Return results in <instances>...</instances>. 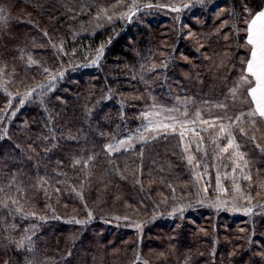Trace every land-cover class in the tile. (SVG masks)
I'll list each match as a JSON object with an SVG mask.
<instances>
[{"label":"trees","instance_id":"obj_1","mask_svg":"<svg viewBox=\"0 0 264 264\" xmlns=\"http://www.w3.org/2000/svg\"><path fill=\"white\" fill-rule=\"evenodd\" d=\"M72 3L0 0V264H264L258 116L240 124L246 136L235 127L250 179L221 196L187 188L193 171L177 135L107 150L139 128L147 104L179 108L186 96L202 98L197 85L235 106L233 117L255 108L245 91L230 99L220 89L241 78L248 58L238 10L255 14L264 0H220L216 13L182 15L204 29L203 62L175 16L156 11L77 35L87 16ZM182 51L194 62L179 60ZM15 70L25 77L19 88Z\"/></svg>","mask_w":264,"mask_h":264},{"label":"rangeland","instance_id":"obj_2","mask_svg":"<svg viewBox=\"0 0 264 264\" xmlns=\"http://www.w3.org/2000/svg\"><path fill=\"white\" fill-rule=\"evenodd\" d=\"M114 2H110L109 0H73V5L75 10L79 11L78 18L80 15H86L87 19L80 18L79 24L76 25L74 28V32L76 31L77 35H83L86 34L87 31H92L93 33H96L102 29H105L111 25H113L116 22H120L123 24H127L130 22L134 23H140L142 20V17L149 16L152 12L158 11L162 14H167L170 17H173L174 21L179 24V20L181 19L182 15L188 13V12H196L199 10H212L214 13L217 12V10H220L219 2L220 0H113ZM233 1V0H232ZM116 2V3H115ZM262 1H260L261 3ZM87 3L89 5H87ZM148 5H151L149 7ZM173 8H178L179 11H173ZM238 10V9H235ZM253 9L247 8H241V10H238V18L240 20L247 19L248 16L252 13ZM195 22L199 24V18L195 17L193 18ZM182 28H181V34L182 39H184V43H189L191 47L193 45L196 47L197 50L201 52L200 56L198 57V60L200 59V62L207 60V55L202 52V46L200 45L203 37L199 36L200 32H202L204 29L201 28V30L193 31L191 28L184 23V20L181 19ZM90 24V25H89ZM202 25H199L196 29H199ZM235 31L237 33L238 31V24L235 25ZM242 32H244V28H242ZM183 44V41H182ZM241 48L244 51H248V49L243 45ZM61 49L63 47L61 46ZM179 60H184L187 63L194 62V58L196 55H192L190 52L182 51L177 54ZM87 58V57H86ZM100 58V57H98ZM148 59H152V55L149 54ZM244 57H241V66L242 61H244ZM39 60L42 59L39 56ZM74 62L78 61L74 57ZM76 60V61H75ZM211 60V59H210ZM44 61V60H42ZM46 63V61H44ZM39 69V76H36L42 83L47 80V76H43L45 71H41ZM28 72V70H26ZM41 71V72H40ZM62 71V69H61ZM60 71V72H61ZM187 72V71H183ZM187 74V73H184ZM14 76H17V81L20 80V83L17 85L18 88L22 85V80L24 77L23 72L15 70L13 72ZM245 86L240 85V79L237 78H231L229 77L228 82L220 89V92L223 90H226L228 93V96L231 97L230 99H233L232 95V89H237L236 97L243 96L242 93L245 91ZM185 88L189 89L188 86ZM206 88L199 87L197 85L196 92L199 93L197 95V98L201 96L202 98L195 101L190 98V96H186L183 98V100L180 102L181 106L179 108H172V107H166V106H157L159 104L150 103L147 104L142 111V117L146 113H151V115L148 116V119L143 120L141 124L139 125V128L132 131L128 135L124 136L123 138H120L119 140L114 141L112 144V149L109 150L107 147L108 153L110 154H116L120 153L122 151H128L132 148L142 145L148 141H153L161 136H169L171 134L177 135V141L179 142L183 154L185 156V161L188 163V156L191 155L194 157L192 164L189 165L192 167V180L187 183L189 187L196 188L199 191L202 192V190H206L207 188H210L211 190H215L219 196L222 194H229L230 191L239 188L237 183H242L243 179L245 180V177H249V173L247 171L248 167V160L246 159V155L242 152V150L238 149L239 152H242L244 154V159L240 160L238 156L231 155L233 152L232 149H229L228 153H223L220 151V147H222L225 143L224 140H217V136L219 134L218 126L216 128L209 127V125L201 124L199 121H197L195 124L190 125L191 128L196 129L197 132H200V136H195L191 132H188L183 141H181L180 136L178 133L181 131V129L178 127L177 132L174 134L169 129L167 131H160V132H147L144 131V127L148 125L149 120L152 121H164L165 123H171V121H168L165 119V117L169 115L176 116L180 120H195L196 116L195 113L199 111L201 113V117L205 120H208L210 123L216 119V117H224V116H231L232 110H234L235 106H230V103L227 104V101L225 100V103L222 104L220 98L218 96V91L215 89H210L211 93H206ZM209 91V90H208ZM210 92V91H209ZM214 99V101L212 100ZM217 100V101H216ZM229 101V99H228ZM151 102V101H150ZM219 105H224L223 108L218 107ZM241 105V104H240ZM169 109H177V111L169 112ZM254 109V108H253ZM251 109V110H253ZM250 111V110H249ZM187 112V116H184L183 113ZM239 112L235 116H242L241 121L236 122L238 126H240L241 123H247L249 118L247 119V113L243 111L242 109H239ZM156 113H160L159 116L155 115ZM223 123L227 124L229 121L224 120ZM204 129V131H201ZM237 131H235V126L233 128V134L236 137V142L239 144L237 140ZM141 134L144 136L145 139H140ZM203 137V142L199 144L200 151H197V144L191 143L188 151H185V146L189 145L190 141H199L200 137ZM130 141L128 143H125L123 145L120 144V141ZM213 140H217V143H212ZM219 145V146H218ZM240 145V144H239ZM241 146V145H240ZM206 153V155H205ZM197 163H199V167H196ZM239 164V167H236V165ZM234 184H236V187L234 188ZM208 186V187H207ZM233 186V187H231ZM220 200L221 197H220ZM181 201V199L179 200ZM237 203V201H236Z\"/></svg>","mask_w":264,"mask_h":264},{"label":"snow or ice","instance_id":"obj_3","mask_svg":"<svg viewBox=\"0 0 264 264\" xmlns=\"http://www.w3.org/2000/svg\"><path fill=\"white\" fill-rule=\"evenodd\" d=\"M151 7V5H148ZM173 11H179L178 8H173ZM246 24V37L244 46L248 49V58L242 61L245 64V68L242 71L240 78V85L243 87L247 85L245 88V92L243 94L250 96L252 103L255 104V108L250 110L247 113L248 117H259L261 122H264V10H260L255 14L250 15L248 19L245 20ZM102 52V49H101ZM95 63V61L93 62ZM47 71V69H45ZM237 93V89H232V95L235 98ZM218 107L223 108L224 105H219ZM169 112L177 111V109H169ZM151 113H146L144 115L145 119H148V116ZM155 115L159 116L160 113H156ZM184 116H187V112L183 113ZM195 120H180L176 116L169 115L165 117L166 120L171 121V123H165L164 121H152L149 120L148 125L144 127V131L147 132H160L171 130L172 133L177 132V128L179 127L181 131L178 135L183 141L185 135L188 132H191L195 136H200V132H197L196 129L191 128L190 125L195 124L199 121L201 124L209 125V127L216 128L218 126L219 134L217 136V140H224L225 143L222 147H220V151L223 153H228L229 149H232L233 152L231 155L238 156L240 160L244 159V154L239 152L238 149L240 145L236 142V137L233 134V128L238 127V131L241 135L246 136L247 133L243 127H239L236 122L241 121L242 116H224V117H216L211 123L208 120H205L201 117V113L197 111L195 113ZM224 120L229 121V123H223ZM256 121L253 120V125H255ZM201 131H204L202 129ZM140 139H145L141 134ZM252 140H255V137H251ZM217 140H213L212 143L216 144ZM130 141H120V144L123 145ZM203 142V137H200L199 141H190L189 145L185 146V151H188V148L191 143L197 144V151H200L199 144ZM219 146V145H218ZM259 147V144H257ZM109 150L112 149V145L108 146ZM206 155V153H205ZM194 157L188 156V163L191 165ZM240 165L237 164L236 167ZM196 167H199V163H197ZM245 179H250V177H245ZM237 190L239 188L237 187Z\"/></svg>","mask_w":264,"mask_h":264},{"label":"crops","instance_id":"obj_4","mask_svg":"<svg viewBox=\"0 0 264 264\" xmlns=\"http://www.w3.org/2000/svg\"><path fill=\"white\" fill-rule=\"evenodd\" d=\"M261 10H264V6H263V8ZM254 106H255V104H254Z\"/></svg>","mask_w":264,"mask_h":264}]
</instances>
